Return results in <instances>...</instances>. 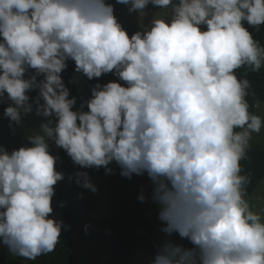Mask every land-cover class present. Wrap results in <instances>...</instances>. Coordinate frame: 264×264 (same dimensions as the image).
<instances>
[{"label":"clouds","instance_id":"9594fccd","mask_svg":"<svg viewBox=\"0 0 264 264\" xmlns=\"http://www.w3.org/2000/svg\"><path fill=\"white\" fill-rule=\"evenodd\" d=\"M116 3L141 16L149 4L171 8V19L129 37L107 0H0V103L13 105L4 115L19 125L39 89L37 115L56 118L29 137L31 147L0 148V238L28 260L60 243L63 222L49 217L65 177L53 139L82 168L111 174L115 162L128 178L147 172L161 231L193 245L166 241L152 264H264V210L248 199L241 164L264 117L250 112V82L236 75L264 67V47L245 27L264 25V0ZM69 59L89 80L114 72L127 86L97 84L89 111L73 110L62 78ZM29 69L36 74L25 79ZM76 175L98 191L87 172Z\"/></svg>","mask_w":264,"mask_h":264},{"label":"trees","instance_id":"16d2710c","mask_svg":"<svg viewBox=\"0 0 264 264\" xmlns=\"http://www.w3.org/2000/svg\"><path fill=\"white\" fill-rule=\"evenodd\" d=\"M245 27L252 34L254 40L261 42V47H264V25L253 27L245 22ZM124 29L129 37L138 31L148 30L137 24H128ZM67 64L68 67L62 73V78L70 91L69 98H76V106L73 110L89 111L86 102L92 98V89L97 84L105 85L109 82H118L122 86H127L124 81L118 79L114 72L105 74L101 78L89 80L82 73L75 71V61L69 59ZM248 69L254 85L248 89L247 101L250 105V112L256 114L257 104L259 102L264 103V67L259 71H253L249 66ZM240 70H236L238 78L239 75H242ZM35 74V70L31 69L26 73L25 79H29ZM43 79V75L37 77L38 81ZM29 96L39 97V89L30 91ZM9 106H13L10 100L5 99L3 103H0V148L6 149L10 154L13 150L24 147L25 139L20 125L11 122L4 115L5 109ZM51 121L53 122L51 126L54 127L56 118L51 117ZM241 164L242 174L249 176L251 181L247 185L249 197L264 178V149L250 145L247 150V157L241 161ZM108 167L112 169L111 174H107L104 167L99 169L82 168L74 164L66 151L60 148L56 170L63 173L65 179L54 186L55 195L53 198L64 205L63 195L68 197L72 195L73 207L64 209L60 205L65 229L62 231L61 241L56 249L25 264H77L72 234H78L89 242L109 241L112 259L106 264H135L134 253L136 249H144L152 253L158 252L160 243L155 225L166 224V222L159 219L160 209L152 198L155 186L151 178L147 172L142 175L133 174L131 178L125 177L121 174L122 170L115 162ZM78 172H87L89 175L105 177L108 217L86 219L81 223L77 222L75 210L79 208L86 192V189L76 182ZM141 196L145 197L143 201L140 199ZM86 226L88 227L86 228ZM188 247H193L190 241ZM0 264L12 263L6 257L0 255Z\"/></svg>","mask_w":264,"mask_h":264},{"label":"rangeland","instance_id":"374dc122","mask_svg":"<svg viewBox=\"0 0 264 264\" xmlns=\"http://www.w3.org/2000/svg\"><path fill=\"white\" fill-rule=\"evenodd\" d=\"M113 4L115 7L114 15L117 17L118 22L125 28L128 24H137L148 30H150L152 21L157 18H162L170 22L171 19V8L163 9L152 4H149L143 11L145 15L141 16V13L130 12L129 5H123L116 3V0L107 1ZM207 30V26H202V31ZM3 41V37L0 36V42ZM262 46L261 42H258ZM242 75H239V79H247L250 82V87L254 85V81L250 77V71L248 66L240 68ZM29 69L28 71H30ZM240 74V73H239ZM29 95V93H28ZM30 97V102L33 103V111L30 114H26L22 117V122L19 124L23 136L25 139L24 147H31L29 137L34 135H43L42 125L48 123L51 117H43L42 115H37L35 101L38 97ZM40 103L43 104L44 101L40 99ZM256 115L264 117V103L259 102L256 106ZM250 145L264 149V129L261 130L259 134L253 133L252 139L250 140ZM50 154L59 158L60 147H58L53 139L48 140ZM114 163V162H113ZM91 182L96 186L98 191L92 192L86 189L85 196L80 204L79 208L75 210V216L77 222L81 223L86 219H98L106 218L109 215L107 200H106V186L105 177L101 175H89ZM64 205L60 204L56 198H53L52 207L54 209L53 213L49 218H55L58 221L63 222L62 231L65 229V223L63 215L60 211V205L64 209H69L73 207L72 195H63ZM252 203L254 210L261 211L264 210V178L259 184L255 192L248 197ZM66 201V203H65ZM167 227V224H157L155 225V231L162 246L166 241H173L176 244L182 245L185 248L188 247V239L181 238L178 233H173L168 236L161 231L162 228ZM73 247L75 251L77 264H106L112 259V252L110 248L109 241H99V242H89L79 236L78 234H72ZM157 253H152L144 249H136L134 253L135 264H152ZM0 255L6 257L8 261L12 264H22L29 262L22 256H19L14 251L10 250L7 245L3 243V239L0 238Z\"/></svg>","mask_w":264,"mask_h":264}]
</instances>
